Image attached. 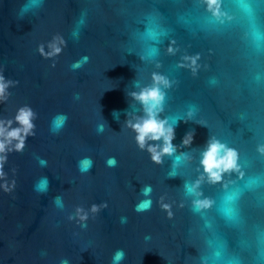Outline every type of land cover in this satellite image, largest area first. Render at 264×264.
I'll return each mask as SVG.
<instances>
[{"label":"water","instance_id":"1","mask_svg":"<svg viewBox=\"0 0 264 264\" xmlns=\"http://www.w3.org/2000/svg\"><path fill=\"white\" fill-rule=\"evenodd\" d=\"M220 12L207 0H0V69L20 81L0 116L24 103L37 114L36 135L5 164L16 187L0 190V264H114L120 250L119 264H264V41L253 35L264 33V0H220ZM56 35L53 68L37 49ZM156 76L169 82L159 115L175 124L177 148L160 164L128 126L145 115L131 94ZM211 138L238 153L219 182L201 165ZM144 200L150 210L137 212ZM104 201L87 229L67 221L72 204Z\"/></svg>","mask_w":264,"mask_h":264},{"label":"clouds","instance_id":"2","mask_svg":"<svg viewBox=\"0 0 264 264\" xmlns=\"http://www.w3.org/2000/svg\"><path fill=\"white\" fill-rule=\"evenodd\" d=\"M40 0H31L32 6H38ZM208 9L219 18L222 13L220 12V0H207ZM28 6H25L23 10H27ZM245 10L251 15L252 9L249 5H244ZM254 38L260 42L264 41V33L260 31L253 32ZM64 41L61 36L56 35L48 42V52H45V45H39L37 51L45 58L53 59L52 67H55V57H58L63 48L61 45ZM88 61V57L83 58V62L76 61L73 63L72 68L77 69L83 66V63ZM195 64V60H193ZM156 83L151 87L143 88L139 93L133 92L131 95L133 99L139 101L143 105L145 115L137 119L135 123L129 122L128 126L136 133V142L141 150H147L152 158V161L156 164L163 162L165 155L171 156L176 153L177 148L172 143L175 139V124L170 119L160 118V113L163 111V104L165 101V94L161 90L160 85L167 87L169 82L167 79L156 76ZM20 85L19 80H12L5 77L4 72L0 69V104L8 105L13 95L10 89L18 87ZM192 112H189V117L192 116ZM37 114L33 108L27 104H21L17 106L14 112H11L7 116H0V190L5 193H13L16 187L15 179L9 181L8 174L5 172V164L8 162L9 154L12 152L22 153L26 147V141L29 136H35L36 124L34 123ZM68 120L67 115H58L53 121L52 131L58 133L59 130L65 125ZM13 124L18 125L13 127ZM102 130V128H101ZM194 133H188L184 140V145H190L193 142ZM149 141H162L160 144H150ZM264 151V149H261ZM187 159V156L182 154L176 157L177 161ZM42 165H46V160L40 161ZM115 157H111L107 161L108 167L116 166ZM93 161L90 157L84 158L79 163V170L81 173H87L91 170ZM201 165L205 173L208 174L209 179L213 182H219L221 180L222 173L236 170L238 168V153L236 150L229 148L225 144L219 142L215 138H211L204 152L202 153ZM49 181L45 177L35 186V190L38 193L46 192L48 189ZM195 191V189H191ZM151 193V187L147 186L142 189V194L148 196ZM231 199V198H230ZM54 202L60 208L64 207L63 196H57L54 198ZM197 208L208 207L207 201H197ZM108 202L91 203L88 207H85L82 203L72 204V210L67 214V221L74 224L80 229L88 228V221L90 218H95V215L101 211L102 208H107ZM151 207L150 200H144L139 202L135 206L137 212L149 211ZM167 209V205L164 206ZM126 222V221H125ZM124 257L122 250L117 251L114 256V264H119V261ZM61 264H67L66 260H62Z\"/></svg>","mask_w":264,"mask_h":264}]
</instances>
